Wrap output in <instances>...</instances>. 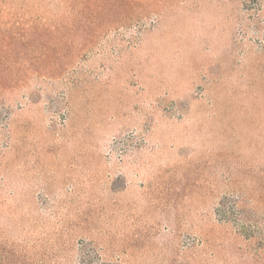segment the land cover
Here are the masks:
<instances>
[{
	"label": "rangeland",
	"instance_id": "obj_1",
	"mask_svg": "<svg viewBox=\"0 0 264 264\" xmlns=\"http://www.w3.org/2000/svg\"><path fill=\"white\" fill-rule=\"evenodd\" d=\"M0 264H264V0H0Z\"/></svg>",
	"mask_w": 264,
	"mask_h": 264
}]
</instances>
